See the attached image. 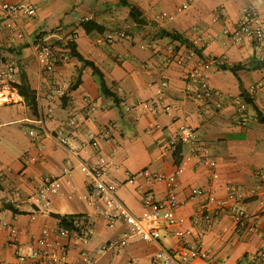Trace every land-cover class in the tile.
<instances>
[{
	"label": "crops",
	"instance_id": "obj_1",
	"mask_svg": "<svg viewBox=\"0 0 264 264\" xmlns=\"http://www.w3.org/2000/svg\"><path fill=\"white\" fill-rule=\"evenodd\" d=\"M7 1L36 7L35 16L22 24L28 40H19L0 20V55L14 67L12 84H20L23 78L35 91L38 114L33 116L12 84H0V199L16 191L29 197L45 178L58 179L64 196L53 197L47 210L35 216L29 206L16 209L19 214L0 207V264H15L18 253L29 251L33 236L44 227L57 228V217L81 214L89 216L91 233L86 241L72 242L70 264H150L159 250L180 245L167 232L157 243L142 241L125 224L108 226L95 215L83 199L88 178L81 168L95 166L100 158L107 162L108 180L118 186V198L136 216L143 213L148 192L157 201L175 194L182 203L176 217L185 242L208 255L205 261L190 264H264V201L251 197L256 187L264 188V124L250 106L246 123L237 113L245 92L264 116V70L244 69L236 77L219 69L245 65L251 58L264 60V41L232 42L223 35L226 28L237 26L250 6L264 22V0ZM128 6L150 24L139 27L130 18ZM87 22L100 30L86 31L83 24ZM158 29L180 33L201 51V57L184 45L156 37ZM117 32L131 34L132 40L109 43L108 35ZM37 37L52 43L71 41L78 54L101 71L117 100L103 96L92 69L82 68L75 58L52 73H42L32 48ZM169 47L214 62L208 82L222 94L220 108L216 96L202 101L188 96L185 75L192 62L176 63L167 53ZM6 66L2 64L1 71ZM79 71L80 83L71 90ZM57 84L64 86L63 95L57 93ZM152 100L157 101V113L146 105ZM71 119L74 126L67 127ZM183 126L196 132L197 141L163 155L162 143L176 137ZM31 130L34 136L29 135ZM59 130L69 137V146L55 139ZM104 130L109 141L91 148L90 136ZM206 160L214 162V168ZM179 167L173 190L138 175L149 169L171 176ZM194 189L210 192L190 201ZM231 193L246 210L254 230L239 226L227 208L217 209V203L225 207L233 203ZM206 203L211 204V212L201 216L200 207ZM12 227L17 237L10 245Z\"/></svg>",
	"mask_w": 264,
	"mask_h": 264
},
{
	"label": "built area",
	"instance_id": "obj_2",
	"mask_svg": "<svg viewBox=\"0 0 264 264\" xmlns=\"http://www.w3.org/2000/svg\"><path fill=\"white\" fill-rule=\"evenodd\" d=\"M186 8V6H184ZM36 14V7L29 3H10L7 0H0V20H3L7 29L14 32L19 40H28L22 27L25 20L32 19ZM216 21V20H215ZM223 35L232 42L248 41L250 43L261 44L264 41V22L261 14L253 6L243 10L242 16L235 28H226ZM132 35L125 32L109 34L107 41L111 44L119 41H131ZM32 48L39 68L42 73H52L56 68L57 59L55 57V48L53 43L45 39L34 41ZM167 53L176 63L183 65L192 62V66L185 75L186 91L188 96L195 101L211 100L214 96L218 98L216 107H221L222 94L215 92L208 82V72L212 63L202 61L196 58L193 52L186 54L179 53L174 47H169ZM69 58L64 57L63 63H68ZM14 67L7 65L0 74L1 82L13 81ZM64 86L56 85V91L63 95ZM152 113H157V101L152 100L149 104ZM248 105L241 99L237 106V113L240 121L246 123ZM168 110V108H165ZM42 124V121H38ZM67 127L74 126V120H69ZM30 136L35 132L31 130ZM55 139L62 146H69V137L64 130H59ZM108 130L98 134L91 135L88 145L97 149L101 143L108 142ZM197 141L196 132L187 126L179 129L176 137L162 143L161 149L163 155L176 153L179 146L192 144ZM26 158V157H24ZM31 161L37 162V158L31 157ZM205 163L210 168H214L215 163L206 160ZM180 166V165H179ZM81 170L88 178L87 194L83 197L88 207L92 208L95 215L105 221L108 226L116 223H123L127 226L129 233L140 240L157 243L161 240L163 233H169L181 241L177 248L159 250L151 259L150 264H190L192 261L208 259V255L199 247L190 246L185 242V234L180 230L181 222L176 217V211L182 204L174 193H170L166 200L157 201L151 192L145 196L144 211L141 215H134L118 198V186L108 180L107 162L100 158L95 166L82 165ZM67 173V170H64ZM181 172L179 167L174 175L166 176L164 174L151 173L149 169L143 170L141 177L146 178L154 184H164L171 190L176 187V175ZM0 171V175H1ZM210 190L204 191L194 189L189 197L190 201L199 199L208 194ZM251 197L259 201H264V188L259 185L251 192ZM64 196L61 192V185L58 179L45 178L41 184L35 188V192L29 197H23L19 191L8 195L4 200L0 199V207L11 206L19 209L23 206H29L32 216L45 212L50 206L53 197ZM229 199L232 204L225 207L217 203V209L227 208L233 220L239 226H249V217L246 210L240 205L235 194L231 193ZM211 204H203L199 210V215L207 216L211 212ZM206 214V215H205ZM70 227H64L61 219H58V226L55 229L44 227L38 236H33L31 246L26 254H19L16 257L15 264H27L29 261L34 264H70L71 244L73 241H86L91 233V220L87 215H75L70 220ZM197 224L198 220H193ZM250 227V226H249ZM250 230H254L251 226ZM17 237V229H10V245L14 244Z\"/></svg>",
	"mask_w": 264,
	"mask_h": 264
},
{
	"label": "trees",
	"instance_id": "obj_3",
	"mask_svg": "<svg viewBox=\"0 0 264 264\" xmlns=\"http://www.w3.org/2000/svg\"><path fill=\"white\" fill-rule=\"evenodd\" d=\"M129 7V16L130 18L139 26H147L150 23L142 17V13L139 12L135 7ZM154 26V24H151ZM83 28L86 31H95V30H100V27L92 22H87L83 24ZM159 38H168L170 39L172 42H177L181 45L186 46L188 49L193 50L199 57H201V51L197 50L194 45L188 40L186 39L184 36H182L180 33L175 32V31H167L165 29H158V33L157 36ZM41 39L40 37H37L35 41ZM53 46L55 48V57L57 59V63L56 66L60 65L63 63V58L66 56L69 59L71 58H75L77 59L81 64H82V68L84 67H89L92 69L94 76L97 79L99 88H100V92L102 93L103 96L106 97H111L116 99L115 94H113L104 79L103 74L101 73V71L95 66L94 63L85 60L82 56H80L78 54V52L76 51V47L75 45L71 42L68 41L65 44H62L60 42H55L53 43ZM1 57V55H0ZM4 59V58H3ZM202 59V58H200ZM207 62V60H206ZM219 69L222 71H229L231 72L233 75H235L237 77V73L240 70H244V69H249V70H264V60H257L256 58H251L250 61L245 64H239L236 66H227V65H221L219 66ZM78 80L77 83L70 87L71 90H75L79 83H80V75H81V71L78 72ZM12 88L16 89L19 93L20 96H22L24 98L25 103L28 105V107L30 108L33 116H37L38 114V108H37V101H36V95H35V91L31 90L29 84L27 82H25L22 78V81L20 84H12L11 86ZM241 99H243V101L250 106L253 111L255 112V117L257 119V121L261 124H264V116L262 115V113L258 110V108L256 107V105L254 104V102L246 95L245 92L242 93L241 95ZM5 209L7 210H11L14 214H19L18 210L14 209L11 206H4ZM73 216H63V217H57L58 219H61L62 221V225L64 227H70V223L68 220H70Z\"/></svg>",
	"mask_w": 264,
	"mask_h": 264
},
{
	"label": "rangeland",
	"instance_id": "obj_4",
	"mask_svg": "<svg viewBox=\"0 0 264 264\" xmlns=\"http://www.w3.org/2000/svg\"><path fill=\"white\" fill-rule=\"evenodd\" d=\"M10 63H11L10 61L7 62V60L2 59V58L0 57V66H1L2 64L10 65ZM1 68H2V67H0V71H1ZM2 70H3V69H2ZM1 72H2V71H1ZM1 72H0V74H1ZM1 81H2V79L0 78V84L2 85V82H1ZM12 83H13V82L10 81L9 84H8V86L10 87V85H11ZM3 86H5V85L3 84ZM0 87L2 88V86H0ZM6 96H7V95H6ZM6 96H5V97H6Z\"/></svg>",
	"mask_w": 264,
	"mask_h": 264
}]
</instances>
